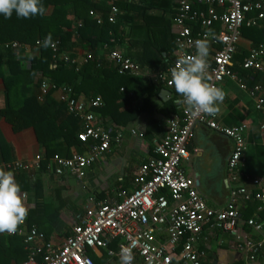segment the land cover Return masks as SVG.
<instances>
[{
	"label": "built area",
	"instance_id": "1",
	"mask_svg": "<svg viewBox=\"0 0 264 264\" xmlns=\"http://www.w3.org/2000/svg\"><path fill=\"white\" fill-rule=\"evenodd\" d=\"M106 2L111 8L108 21L116 23L120 15L119 0ZM175 3L174 35L178 57L165 70L152 74L154 81L175 90L169 83L171 75L168 68L174 67L181 56L194 54V42L204 38L205 34L210 43L220 46L215 49L213 60L208 61L209 82L220 87L228 78L238 80L233 68L242 29L247 20L253 27L264 21V0H175ZM91 16L94 17L95 13L91 12ZM97 23L102 24V18H97ZM116 46L114 49L104 48L109 50L107 59L115 71L121 76H143L138 63ZM12 47L18 48L19 44L14 43ZM51 49L55 59L60 57L65 63L77 67V71L95 60L92 53H87L82 60L68 54L59 56L57 44ZM97 66L102 67L103 64L97 62ZM243 69L264 74V47L250 50ZM242 88L254 100L255 110L264 114L263 87L250 88L243 84ZM52 90L58 93V101L66 106L68 112L82 121L78 139L86 145L87 152L74 153L70 158L55 155L48 167L58 177L69 174L82 181L88 170L111 150L112 144L121 141L123 134L105 126L99 119L96 110L102 107L100 100L77 99L73 88L55 87L48 80L42 82L40 99H45ZM180 111L181 114L168 118L166 137L156 145L154 155L141 165L135 179L137 188L130 193H121L120 203L105 201L96 205L74 227L72 235L63 244H54L45 233L30 227L27 221L16 233H2L22 238L28 253L23 264H96L91 252L107 258L100 264H119L121 246L131 241H135L132 264H205L201 246H207L209 234L214 231H222L234 238L235 249L245 253V264H264V221L258 217V213L264 211V177L252 180L256 192H251L244 182L251 180L244 173L249 150V126H227L218 115L193 118L183 108ZM197 126H204L233 144L227 164L230 199L220 210L206 203L195 180L183 170V164L191 158L190 146ZM260 130L264 132V122ZM132 134L137 135L135 131ZM42 160V156H37L34 163L0 162V168L14 174L28 173L40 169ZM251 201L258 204V213L244 221L241 214L243 204ZM249 230L259 236L253 237Z\"/></svg>",
	"mask_w": 264,
	"mask_h": 264
},
{
	"label": "trees",
	"instance_id": "2",
	"mask_svg": "<svg viewBox=\"0 0 264 264\" xmlns=\"http://www.w3.org/2000/svg\"><path fill=\"white\" fill-rule=\"evenodd\" d=\"M158 1L119 0L120 15L116 23L108 21L111 8L106 0H42L46 8L43 16L25 19L17 17L15 13L11 18L0 15V80L5 86V107L0 114L13 126L15 132L27 128L35 130L45 151L42 155V170L48 168L50 159L55 155L70 158L74 152H85L83 143L78 139L82 121L70 114L66 106L53 97L54 90L45 99H40L44 80L52 82L55 87L73 88L77 99L102 101L104 105L96 110L98 116L120 126L137 120L144 111L153 112V99L159 96L163 87L146 75L121 76L111 65L98 67L96 53L104 50L107 55L109 50L104 49L105 46L114 49L117 45L119 49V44H123L129 36L128 27H135L134 18H130V14L137 7L144 12L142 24L149 31L143 51L137 58L138 65L142 71H148V76L171 65L164 53L174 52L176 49L175 35L171 28L176 4L173 0H162L165 4L162 17L149 15L150 10L159 7ZM91 12L95 13L94 17ZM97 18H102L103 23L98 24ZM154 29H160V32ZM49 33L53 43L59 48V56L68 54L79 57L82 48L92 52L95 60L82 65L77 71V67L65 63L60 57L55 59L51 46L45 48L38 45ZM14 43L19 44V47L13 48ZM244 59L245 57L236 55L233 69L242 73L247 71L241 67ZM144 81L147 82L145 87ZM173 93L175 97L164 103L160 110L164 116L181 114L180 104L176 103L180 95L175 90ZM139 98L143 100V106L133 109L134 101ZM4 146L8 147L0 133V162L15 161L12 148L6 151ZM15 176L23 177L25 181L22 191L31 188L33 182L26 173L21 172ZM37 185L38 182H34L35 188ZM26 219L30 227H37L48 238V233L43 228L46 226L34 219V213H29ZM27 258L22 238L0 233V264H23ZM95 261L96 264L102 262L97 259Z\"/></svg>",
	"mask_w": 264,
	"mask_h": 264
},
{
	"label": "crops",
	"instance_id": "3",
	"mask_svg": "<svg viewBox=\"0 0 264 264\" xmlns=\"http://www.w3.org/2000/svg\"><path fill=\"white\" fill-rule=\"evenodd\" d=\"M173 1L175 3V0ZM157 4L159 7L150 10L149 15L162 17L165 4L162 0H159ZM143 14L144 12L139 8L137 9V7L134 13L130 14V18H134L133 26L135 27H133L134 29L131 26L128 27L129 36L126 37L123 44H119V49L136 62L143 51V44L149 36V31L147 32L146 27L142 24ZM172 17L173 24L171 28L174 34L176 7ZM154 31L160 32V29H154ZM258 47H264V21L253 28L247 20L242 29V38L237 48V56H243L246 59L250 50ZM216 48H220V46L216 47L210 43L208 61L213 60ZM87 53L89 51L80 48L79 58L82 60ZM164 55L167 57V61L172 64L178 57L176 49L174 52L164 53ZM245 59L241 67H243ZM96 61L110 66L104 50L97 51ZM142 72L144 73L143 76L146 75L149 79L152 77V74L148 76L147 70ZM233 72L238 80L228 78L220 85L225 91L226 97L223 103L219 105L220 113L218 116L220 121L227 126L240 124L249 126L247 137L249 150L246 153L244 173L251 180H244V182L251 192H256L257 188L252 180L259 176L264 177V132L260 130V125L264 122V114L255 110L254 100L243 90L242 85L244 84L250 88L261 86L264 93V74L254 72L251 74L247 71L242 73L235 69H233ZM143 84L144 87L147 86L146 81ZM158 85L162 86L163 89L159 96L153 99L155 105L153 112H142L137 120L130 122L128 125H117L109 120H104L99 115V119L105 126H111L115 131H120L123 138L118 144H112L111 150L105 153L88 170L84 180H76L69 174L58 177L49 170V167L43 170L41 167L26 173L33 182L29 190H21L24 202L29 209L28 214L34 213V219L40 222L41 225L46 226L43 228L48 233V239L54 244H63L72 235L74 227L96 205L105 201L120 203L122 201L121 193H130L137 188L135 179L141 165L154 155L156 145L167 135L168 118L175 115L164 116L160 111L164 103L175 97V93L162 84ZM164 90L169 91V95L164 96L163 99L162 92ZM4 91V83L0 80V111L5 107ZM58 96V93L53 95L56 100H58ZM130 96L134 99L132 93H130ZM181 98L179 96V99L176 100L177 104H180ZM143 103V100L139 98L134 101L133 105L135 107L133 106V109H140ZM179 108L182 109L181 105ZM133 131L137 135H133ZM0 133L8 145V147L4 146V150L7 151L12 148L15 153V161L34 163L37 156H42L45 152L33 128L15 132L13 126L1 114ZM140 134L144 137L140 138ZM83 145L85 148L83 153H86L87 147L85 144ZM232 150L233 144L229 139L204 126H197L190 146L191 158L183 164L185 174L195 180L199 194L210 207L218 210L224 208L230 199L231 185L228 180L227 164ZM16 176L17 183L21 189L24 188L25 181L23 177ZM36 181L38 185L35 188L34 182ZM258 207V204L254 201L243 204L241 214L244 221L254 218L258 213ZM258 215L259 219L264 221V211L259 212ZM249 232L255 238L259 236L257 232L252 230H249ZM210 233L207 246H201V251L205 253V264H214L215 261L218 264H245V253L235 249L234 238L231 235L222 231ZM91 255L94 256L93 259L102 262L107 260L106 257H98L95 252H91ZM105 258L106 260H104ZM12 264L17 263L12 262Z\"/></svg>",
	"mask_w": 264,
	"mask_h": 264
},
{
	"label": "clouds",
	"instance_id": "4",
	"mask_svg": "<svg viewBox=\"0 0 264 264\" xmlns=\"http://www.w3.org/2000/svg\"><path fill=\"white\" fill-rule=\"evenodd\" d=\"M13 13L19 18L27 19L45 15L46 8L42 0H0V15L11 18ZM38 43L45 48L55 47L51 33ZM194 43V54L181 56L174 67L168 68L167 72L171 75L169 83L182 97L179 103L186 113L193 118L202 115L214 117L220 113L219 105L223 103L226 93L223 88L209 82L210 41L207 34ZM28 212L14 172L0 168V233H16L26 221ZM134 247L135 241L121 246L119 264H132Z\"/></svg>",
	"mask_w": 264,
	"mask_h": 264
},
{
	"label": "water",
	"instance_id": "5",
	"mask_svg": "<svg viewBox=\"0 0 264 264\" xmlns=\"http://www.w3.org/2000/svg\"><path fill=\"white\" fill-rule=\"evenodd\" d=\"M166 95H169V91L164 90V91L162 92V98L164 99V96H166ZM214 264H218V262L215 261Z\"/></svg>",
	"mask_w": 264,
	"mask_h": 264
}]
</instances>
